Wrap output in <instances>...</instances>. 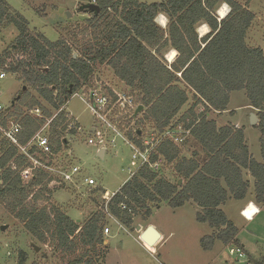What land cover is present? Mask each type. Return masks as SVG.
I'll list each match as a JSON object with an SVG mask.
<instances>
[{"label": "trees", "instance_id": "trees-1", "mask_svg": "<svg viewBox=\"0 0 264 264\" xmlns=\"http://www.w3.org/2000/svg\"><path fill=\"white\" fill-rule=\"evenodd\" d=\"M223 3L230 11L219 21L216 12ZM4 4L0 0V31L13 25L18 35L0 53V69L17 77L23 89L8 109L0 110V129H6L7 120L18 111L16 103L25 104L29 111L37 107L41 112V117H21V130L16 134L19 146H25L52 119L48 139L51 151L57 155L68 144L63 133L69 129L74 134L75 130L68 128L61 107L88 82L97 67L107 66L116 78L139 93L138 104L143 106L145 119L160 129L181 110L188 101L187 91H191L194 103L182 122L189 119L185 128H190L189 138L203 155L202 159L196 152L190 158L183 157L176 145L163 139L149 162L161 158L183 184L159 177L146 164L79 230L60 210L37 207L45 194L53 193L47 189L51 183L46 180L49 174L37 169L31 182L23 185L20 171L30 163L0 131V203L23 223L26 231L41 243L49 235L58 249L73 253L79 246L94 248L103 243L104 208L129 228L138 211L143 210L150 217V204L166 202L177 209L191 201L199 208L197 222L212 230L200 240L204 251L211 250L215 241L240 247L238 230L220 207L228 199L246 197L250 184L243 171L254 180L253 202L264 206V49L249 47L245 42L254 14L234 0H163L151 4L138 0H96L100 11L90 13L79 34L72 32L69 39L49 41L42 34L31 33L25 19L12 15ZM159 14L168 20L167 31L155 23ZM201 24L207 25L210 32L199 38L196 30ZM169 48L177 52V57L168 66L164 54ZM12 53L16 55L11 56ZM28 88L56 114L43 107ZM237 91H243L249 106L255 109L258 124L254 128L260 134L262 163L249 153L243 128L229 124L217 127L214 120L204 116L210 110L226 111L230 94ZM201 102L206 108L198 114L194 109ZM39 157L35 158L45 164L44 157ZM99 191L102 192L96 189V193ZM81 263L80 257L69 264ZM254 264H264V258Z\"/></svg>", "mask_w": 264, "mask_h": 264}, {"label": "rangeland", "instance_id": "rangeland-1", "mask_svg": "<svg viewBox=\"0 0 264 264\" xmlns=\"http://www.w3.org/2000/svg\"><path fill=\"white\" fill-rule=\"evenodd\" d=\"M93 1L96 0H4V6L12 15H21L31 33H39L49 41H56L60 37L69 39L72 32L79 34L90 18V13L85 11L84 6L92 4ZM138 1L151 4L163 0ZM234 1L254 14V20L248 32L250 47H263L264 0H251L248 4V0ZM229 11L228 7L218 9V13L223 12L224 16ZM216 16L220 20L221 17L217 12ZM200 31L202 32L203 28L199 27V34H201ZM17 35V30L13 25L0 31V53L14 42ZM79 37L81 38V35ZM15 55L16 53L11 54V56ZM0 71L3 70L0 69ZM4 73L5 77L0 79V108L2 110L8 109L23 89V84L17 77ZM89 90H96L108 96L112 105L103 113L101 120L93 118L86 105L75 96L61 107L60 111L65 112L68 120V128L74 124L76 129L74 134L70 133L69 129L63 133V138L68 144L55 158L42 160L45 164L49 163L48 165L53 167L57 173H52L53 175H48L46 178L52 181L50 186H47V189L53 192L52 195L45 194L44 199L37 202L38 208L54 207L60 210L79 226V230L94 213L101 211L103 205L107 204L108 200H105L111 193L118 191L125 182L144 167L139 159L132 158L131 148L142 150L144 142H149L150 139H160L165 128L175 124H186V120L189 119L186 118L182 122V118L194 103L193 93L187 91L188 101L176 116L163 129H160L157 124L145 119L144 111L136 115L137 109L133 111L126 107L129 98L139 106V93L122 84L107 66L97 67L77 94L85 95ZM28 91L43 107L55 113L33 90L28 88ZM117 95L121 97L120 103ZM200 104L206 108L204 104L199 103L196 106L197 111ZM246 105L247 99L244 92H233L227 107L236 111L234 117L229 113L223 115V112L213 110L207 111L204 116L214 120L217 126L227 121H236L245 125L249 151L257 162L262 163L259 151V131L253 128L254 126L250 127L251 113L246 110ZM15 106L18 111H15L16 114L7 120L6 127H4L6 129L11 127V123L19 124L22 116L32 115V110L29 111L25 104L16 103ZM48 128L49 125L45 130L47 136ZM138 132L139 136L136 135ZM137 143H140V146ZM178 148L183 157L190 158L196 152L202 159L200 147L192 138H188ZM102 150L103 154L100 158L99 151ZM155 162L158 163V167L153 169L149 166L150 170L173 184L178 181L171 166L165 164L161 158ZM30 164L33 166L31 162ZM74 166L80 169V173L73 177L71 182H62L58 173H63ZM36 171L32 169L31 173L35 174ZM86 178L93 179L95 185H86L84 182ZM248 178L253 181L250 175ZM182 184L183 180L180 185ZM96 189H101L102 192L96 193ZM251 191H253L252 184L248 193ZM187 203L177 209H172L166 202L157 205L150 204L152 212L150 217L145 216L143 210L138 211L129 228L121 225L120 221L110 216L104 208L106 217L102 222L103 243L97 244L94 248L79 246L73 253L58 249L49 235H46L47 241L44 243L35 240L26 231L23 223L0 203V228L6 226L4 230L0 229V264H69L80 257L82 258L81 264H254L255 261L259 262L264 258V209L252 222L246 223L239 216L238 211H234L232 204L227 206V216L235 222L238 228L237 238L245 255L237 261L235 256L228 254L227 245L219 241H215L209 251L201 248V238L210 235L212 230L207 224L197 222L196 206ZM151 224L163 234L162 240L155 244L153 251L144 247L139 239L141 232ZM138 227L139 231L136 230Z\"/></svg>", "mask_w": 264, "mask_h": 264}, {"label": "built area", "instance_id": "built-area-1", "mask_svg": "<svg viewBox=\"0 0 264 264\" xmlns=\"http://www.w3.org/2000/svg\"><path fill=\"white\" fill-rule=\"evenodd\" d=\"M92 4H95V1H93ZM5 77V73L3 71H0V79H3ZM78 97L82 103L86 105V107L89 109L91 115L93 118L101 120L103 113L112 105V102L110 98L106 95H103L99 93L96 90H89L88 93L85 95H79L75 93L72 97ZM119 98V103L121 100V97L117 95ZM202 104L205 105L204 102H201ZM118 104V102H117ZM127 108H131V110L135 111L138 107V105L134 104L133 101L129 98L127 103H126ZM2 110V108H0ZM197 111V110H196ZM205 111V107L203 105L198 106V111L197 113H203ZM31 114L35 117H41V112L39 108L32 109ZM54 118V117H53ZM52 120V119H51ZM51 120H47L45 126H43L39 131L35 133V135L29 140V142L25 146H19L16 140V134L21 130V126L18 123H11V127H8L7 129H0L2 132L3 136L9 140L14 146H16L19 149V152L23 154L27 159L28 163H32L26 168L22 169L20 171V178L22 181L23 185H28L31 180L33 179L34 174L31 173L32 169H41L44 170L49 174V176L53 175L52 173H57L56 171L53 170V167L47 164L41 163L39 160H37L35 157L42 156L44 158H49L52 160V158H55V154L51 151L50 144H49V139L48 136L45 134V130L47 129L48 125L50 124ZM188 122V120H186ZM69 128H74L72 125H70ZM190 137V128H185V124H175L171 127L165 128L163 131L162 137L158 140L150 139L149 142L146 141L143 144V149L139 150L138 148L132 147L133 155L132 158L139 159V162L141 165H149L150 168H157L158 163H150L149 162V157L150 155L154 152L156 146L163 140V139H169L174 145L177 147L182 146L186 140ZM91 143V142H89ZM34 150V154H30V151ZM30 161V162H29ZM80 173V169L77 166L69 168V170L63 172V173H58L60 176V180L62 182H71V179L78 175ZM52 182V181H51ZM55 182V181H54ZM85 184L88 186H94L95 181L93 179H88L86 178L84 180ZM50 186V185H49ZM58 186V185H57ZM54 188V187H53ZM114 194H111L108 197L109 199L113 196ZM122 210H126L125 205H121ZM245 210V209H244ZM244 210L241 211V215L245 218L244 215ZM130 211V210H128ZM255 214V213H254ZM253 214V215H254ZM144 247L145 244H144ZM228 248V254L230 256H235L237 258V261H240V259L244 258V252L242 247L235 246L232 244L227 245Z\"/></svg>", "mask_w": 264, "mask_h": 264}, {"label": "crops", "instance_id": "crops-1", "mask_svg": "<svg viewBox=\"0 0 264 264\" xmlns=\"http://www.w3.org/2000/svg\"><path fill=\"white\" fill-rule=\"evenodd\" d=\"M222 7H228L229 8V6L227 5V4H221L219 7H218V9H220V8H222ZM230 9V8H229ZM217 14H218V16H220V13H218V10H217ZM155 23L159 26V27H161L164 31H167V27H168V20H167V18L163 15V14H159V15H157V17L155 18ZM199 27H201V28H203V31L201 32L200 31V33L201 34H199V32H198V29H199ZM205 30H207V31H205ZM250 31V28L248 29V31H247V33H246V37H245V42H246V40H247V42H246V44H247V46H251L250 44H249V41H248V32ZM196 32H197V34H198V37L200 38V37H202V36H204V35H206V34H208L209 32H210V29H209V27L207 26V25H205V24H201V25H199L198 27H197V30H196ZM204 34V35H203ZM253 39V38H252ZM259 47V46H258ZM260 48L261 49H264V46L263 47H261L260 46ZM174 57V58H173ZM176 57H177V52L175 51V50H173V49H167L166 51H165V54H164V59H165V61H166V64L169 66V65H171L174 61H175V59H176ZM170 58V59H169ZM112 71V70H111ZM113 73V72H112ZM114 75V74H113ZM178 76H180V75H178ZM115 77V76H114ZM116 78V77H115ZM118 79V78H117ZM119 80V79H118ZM120 81V80H119ZM122 84H124L122 81H120ZM125 85V84H124ZM126 86V85H125ZM127 87V86H126ZM127 88H129V87H127ZM130 89V88H129ZM233 93V92H232ZM244 95H245V93H244ZM230 98H231V94H230V97H229V101H230ZM247 99V98H246ZM12 103V102H11ZM229 104V103H228ZM247 107H246V110H248L250 113H254L255 115H256V113H255V109H253L251 106H249V102H248V100H247V105H246ZM194 111L196 112V107H195V109H194ZM230 114L232 117H234L235 115H236V111L235 110H230V109H228V107H227V110L226 111H224L222 114L224 115V114ZM219 124V123H218ZM232 125V126H234V127H236V128H243L244 129V139H245V142H246V145H247V147H248V144H247V139H246V126L245 125H243V124H240L239 122H231V121H227V122H225V123H223V124H219L217 127H221V126H224V125ZM250 127H253V126H251L250 125ZM254 128V127H253ZM259 136H260V134H259ZM248 150H249V148H248ZM259 151H260V146H259ZM249 153H250V151H249ZM251 154V153H250ZM251 156H253L252 154H251ZM261 156V155H260ZM263 162V161H262ZM244 174H245V171H243V176H244ZM250 174L247 172L246 174H245V176L247 177V178H245V176H244V179L246 180V181H248L249 182V184H250V187H251V184L252 185H254V180H253V178H252V180L253 181H251L249 178H248V176H249ZM127 181V180H126ZM117 192V191H116ZM116 192H113V193H111V194H114V193H116ZM234 202V203H231V202ZM187 204H192L193 206H196L193 202H189V203H187ZM230 204H232V206H233V209H234V211L236 210V211H238V214H239V216L246 222V223H248V222H252V220H254L258 215H260V213L262 212V210L264 209V206H262V207H260V206H257L254 202H253V191H251V192H249V193H247V195H246V197L243 199V200H234V199H228L226 202H225V204H223L220 208H221V210L225 213V215H226V217L228 218V216H227V212H226V208H227V206L228 205H230ZM251 205H253V206H255L256 207V209H257V213H255L253 216H252V218L251 219H245L242 215H241V211H243L246 207H249V206H251ZM197 209H198V207L196 206V212H198L197 211ZM199 210V209H198ZM228 220L229 221H231L234 225H236L235 224V222L233 221V220H230L229 218H228ZM151 226H153L157 231H158V233L160 234V239H159V241L158 242H160L161 240H162V238H163V234H162V232L161 231H159L158 230V228L155 226V225H153V224H151ZM236 227V226H235ZM237 228V227H236ZM138 229H140L139 227L138 228H136V230L138 231ZM145 230V229H144ZM143 230V231H144ZM237 230H238V228H237ZM142 231V232H143ZM141 232V233H142ZM238 239V238H237ZM151 251H153V249L151 250Z\"/></svg>", "mask_w": 264, "mask_h": 264}, {"label": "water", "instance_id": "water-1", "mask_svg": "<svg viewBox=\"0 0 264 264\" xmlns=\"http://www.w3.org/2000/svg\"><path fill=\"white\" fill-rule=\"evenodd\" d=\"M89 13H96L98 14L100 9L97 5L95 4H88L86 5V12ZM67 16H69L67 14ZM220 20H222V18H220ZM219 20V21H220ZM71 93V92H70ZM13 104V102L11 103V105ZM143 110V106L139 105L137 107V110L135 112V114L137 115L139 112H141ZM258 124V118L254 113H251L250 115V125L251 126H255ZM138 134H140L138 132ZM102 154H103V150L99 151V157L102 158ZM179 184H181V180L179 181ZM6 228V226H2L0 229L4 230ZM139 231V229H138ZM140 241L142 242V244H147L151 247H154L155 244L158 243L159 239H160V234L158 233V231L151 225H149L139 236Z\"/></svg>", "mask_w": 264, "mask_h": 264}, {"label": "bare ground", "instance_id": "bare-ground-1", "mask_svg": "<svg viewBox=\"0 0 264 264\" xmlns=\"http://www.w3.org/2000/svg\"><path fill=\"white\" fill-rule=\"evenodd\" d=\"M225 16H226V15H225ZM225 16H224V13H223V12H220V17H221L222 19H223V17H225ZM205 31H207V30H205ZM173 58H174V57H173ZM169 59H170V58H169ZM254 213H257V209H256V207L253 206V205H251V206H249V207H246L245 210H244V215H245V217H247L248 219H251ZM145 246L148 247L147 249H150V250L153 249V247H151V246H149V245H147V244H145Z\"/></svg>", "mask_w": 264, "mask_h": 264}]
</instances>
